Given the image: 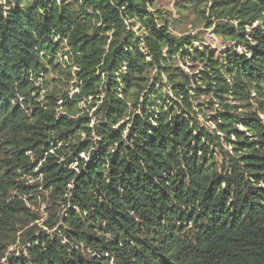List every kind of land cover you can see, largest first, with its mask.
<instances>
[{"label": "trees", "instance_id": "1", "mask_svg": "<svg viewBox=\"0 0 264 264\" xmlns=\"http://www.w3.org/2000/svg\"><path fill=\"white\" fill-rule=\"evenodd\" d=\"M183 4L243 51L154 0H0V264H264V0Z\"/></svg>", "mask_w": 264, "mask_h": 264}, {"label": "rangeland", "instance_id": "2", "mask_svg": "<svg viewBox=\"0 0 264 264\" xmlns=\"http://www.w3.org/2000/svg\"><path fill=\"white\" fill-rule=\"evenodd\" d=\"M209 1V0H203ZM184 3V0H154L153 9L157 10L159 13H163L165 19L167 20L170 30L172 34L176 37L181 36H197L201 43L212 49L217 54H222L227 52L230 49H237L238 47L230 40H226L223 37L218 36L215 33L214 28H207V21L201 19L195 10L187 9L184 10L180 8ZM239 52H242L243 49L238 48ZM185 69L189 72L196 70L195 68L185 67ZM195 72V71H194ZM53 83L50 85V88L56 92H60V94H69L72 96L77 92V89L73 86V82L68 77L64 75H52ZM62 109H59L61 113ZM207 115L213 113L212 110L204 109ZM92 116L94 111H88ZM201 124H205L211 126L213 129L215 126H212L211 123L206 120H200ZM34 199V198H32ZM49 199L46 194V202L41 200H37L36 202H27V207L31 209V211L39 217L40 220H37L35 223L30 225V228L37 226L39 229L47 231L46 222L50 218V212L46 208L48 207L47 200ZM25 201V200H24ZM15 250H22L21 245L18 247H13L10 252Z\"/></svg>", "mask_w": 264, "mask_h": 264}]
</instances>
